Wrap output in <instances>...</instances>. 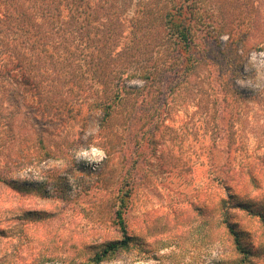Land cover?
Masks as SVG:
<instances>
[{
    "label": "rangeland",
    "instance_id": "obj_1",
    "mask_svg": "<svg viewBox=\"0 0 264 264\" xmlns=\"http://www.w3.org/2000/svg\"><path fill=\"white\" fill-rule=\"evenodd\" d=\"M165 5L117 0L112 22L105 17L92 30L114 28L105 55L120 54L126 68L118 78L127 96L108 123L97 108L106 99L104 85L85 63L96 38L90 43L75 31L67 37L71 62L60 60L57 49L66 35L48 38L44 66L30 67L36 82L26 85L25 99L55 125L41 143L24 115L10 126L0 122L6 178L0 181V264H94L90 258L102 243L121 238L115 215L121 208L132 247L101 264L237 260L221 226L226 208L220 198L229 200V192L220 179L264 156V0H199L190 54L200 58L187 76L163 72L164 94L152 88L144 98L138 91L144 81L129 75L140 73L149 57L170 54L173 44L166 45L161 21ZM8 7L0 0V12ZM10 37L0 31V60L11 68L19 51L7 47ZM20 40L27 42L25 34ZM27 57L35 61L33 52ZM3 107L0 98V114ZM235 184L234 202L263 206L264 180L246 190ZM231 212L253 250L246 264H264L263 224L240 209Z\"/></svg>",
    "mask_w": 264,
    "mask_h": 264
},
{
    "label": "trees",
    "instance_id": "obj_2",
    "mask_svg": "<svg viewBox=\"0 0 264 264\" xmlns=\"http://www.w3.org/2000/svg\"><path fill=\"white\" fill-rule=\"evenodd\" d=\"M6 1L9 2V7L6 14L0 12V31L3 33L7 31L11 32V41L8 42V39L5 38L7 39L6 45L9 48L17 47L19 54L17 55V64L11 68L7 62H4V59L0 60V98L4 106L0 114V122L4 121L6 126H10L16 118L24 115L37 132L39 141L44 143V131L47 130L48 126H54L55 122L52 118L47 119L37 115L35 113L36 108L25 99L26 85L36 82L34 81L36 76L33 78V71L30 67L31 65L38 66L40 64L44 66L41 57L49 53L46 42L49 39H53L56 34L66 35L57 47L60 60L66 58L67 62H71V59H69L70 55H72L70 54L71 43L67 37L72 36L75 31L81 32V36L85 37L89 42L92 38H96L93 46L95 51L93 50L87 56L88 58H86L85 63L90 66V68L88 66L89 69H93V74L96 75L97 80L102 81L104 85V92L101 98L106 99L98 102L97 108L103 112V124L108 123L114 116V113H116V109L127 96L126 83H122L118 78V76L120 77L124 73L123 68L125 67H121V62L124 60L119 57L120 54L115 58L109 54L105 55V49L108 46L107 40H110V35L115 31L114 28L112 29L106 26L104 30L102 29L100 32L96 31V33L92 32V30L98 27V24H100L103 18L106 17L107 20L112 18L114 14L112 8H114L117 0ZM173 1L175 0H167V5L161 9V21L165 33L166 45L173 44L170 54H167L166 58L161 57V59H150L149 57L147 60L148 63H145L146 66L141 68L142 71L140 73L132 72L129 75L130 78L137 77L144 81V84L138 90L139 92H143L139 96L143 95L144 98H150L152 88H156L157 91L159 90L160 95L164 94L166 85L164 88L161 86L162 79L164 78L161 77L163 72L168 71L167 74L187 76L192 72L191 68L196 65L200 58L198 55L190 54V48L196 44V26L192 22L196 17L194 5L199 0H178L179 6H177L176 2L173 4ZM25 3H27L26 6ZM116 16H118V9ZM66 22H68V26L65 27ZM136 22H138V19ZM135 23L133 28H136ZM48 26L51 31H47L46 27ZM138 28L143 32H147L145 30L147 29L146 27L142 28L141 26L136 29ZM22 34H25L27 42L20 40ZM2 36L7 37L6 34ZM16 38L19 40L17 41ZM135 38H138V36H135ZM228 41L229 43L230 41L232 42L231 38ZM90 43L88 46L91 45ZM25 50L28 51L27 54L29 56L30 52L34 53L35 61L29 60L32 58L27 57V54L24 53ZM104 57L107 58L106 61L103 59ZM177 65H181V68ZM17 69H19L20 76H17L14 72ZM18 84L20 85L18 86ZM137 89L135 87L133 90L136 91ZM146 89H149V91L144 93ZM40 93L41 95L47 93L50 98L51 93H49L48 88H42ZM134 115L137 114L134 113ZM132 117V122H135L136 117ZM257 159L259 161L253 163L251 166L225 172L220 179L223 191H226V193L229 192L226 195L229 200H225L223 198L224 196L220 198L223 210L226 208L222 214L221 226L224 229V239L231 243L232 251L238 255L237 260L233 264L249 263L253 256V250L245 245V232L239 227V223L233 220L232 209H240L251 218H257L264 227V202L262 203L263 206H255L254 204L243 203L241 201L234 202L239 195L232 190L231 186L232 182H236L234 187L241 186V189L246 190L249 185L256 187L258 181L264 180V156L257 157ZM0 181L6 182V178L2 173H0ZM123 196H119L122 202H124ZM126 212L121 208L115 213L118 219L117 225L121 232V238L102 243L90 258V261L94 264H101L113 255L132 247L133 237L128 231L125 219Z\"/></svg>",
    "mask_w": 264,
    "mask_h": 264
},
{
    "label": "clouds",
    "instance_id": "obj_3",
    "mask_svg": "<svg viewBox=\"0 0 264 264\" xmlns=\"http://www.w3.org/2000/svg\"><path fill=\"white\" fill-rule=\"evenodd\" d=\"M96 150L95 149H93V152H95ZM83 155H85V156H87L88 155V153H84ZM91 162V161H90Z\"/></svg>",
    "mask_w": 264,
    "mask_h": 264
}]
</instances>
